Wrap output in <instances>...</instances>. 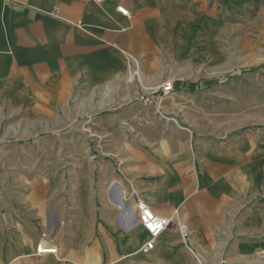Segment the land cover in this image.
I'll return each instance as SVG.
<instances>
[{
    "label": "crops",
    "instance_id": "0c3cea01",
    "mask_svg": "<svg viewBox=\"0 0 264 264\" xmlns=\"http://www.w3.org/2000/svg\"><path fill=\"white\" fill-rule=\"evenodd\" d=\"M216 2L6 1L0 112H22L35 125L46 113L61 119L80 112L68 104L72 93L88 103L85 113L105 112L108 97L139 93L138 80L153 86L165 57L189 66V49L218 26ZM140 110L116 109L115 138H105L115 154L90 155L81 169L0 168V264H237L264 248V113L170 122L165 133L126 139L125 122L135 131L163 129L138 118ZM137 200L169 219L146 252ZM43 233L56 253H35Z\"/></svg>",
    "mask_w": 264,
    "mask_h": 264
},
{
    "label": "rangeland",
    "instance_id": "374dc122",
    "mask_svg": "<svg viewBox=\"0 0 264 264\" xmlns=\"http://www.w3.org/2000/svg\"><path fill=\"white\" fill-rule=\"evenodd\" d=\"M216 1L218 26L214 27L212 36L204 34L202 44L189 46V52L193 53L183 59L189 66L172 63L171 56L165 57L166 63L158 70L160 75L153 86L144 87L145 83L138 80L140 92L133 93L132 98L122 99L117 94L106 99L100 112L111 116L105 112L85 113L88 103L81 93H72L68 101L80 112L61 119L60 115L46 113L36 125L26 120L27 114L1 111L0 168L67 174L74 168H83L90 155L115 154V141L108 144L105 138H115L118 123L115 112L121 107L133 105L141 109L137 116L141 120L151 118V122L164 125L163 129L159 126L154 130L135 131L126 127L125 122L122 132L129 140H142L141 134L165 133L164 127L170 122L207 124L212 123V118L219 120L229 113L262 115L264 0ZM167 80L172 82V89L162 96L160 85ZM99 100L98 95L92 106ZM90 116L95 118L89 119ZM105 127L109 128L108 134ZM237 264H264V248Z\"/></svg>",
    "mask_w": 264,
    "mask_h": 264
},
{
    "label": "built area",
    "instance_id": "2783aa9c",
    "mask_svg": "<svg viewBox=\"0 0 264 264\" xmlns=\"http://www.w3.org/2000/svg\"><path fill=\"white\" fill-rule=\"evenodd\" d=\"M8 0H0V5ZM100 2L101 0H94ZM117 11L124 15H128V10L121 5L116 7ZM135 62V68L133 70L134 75L138 73V66ZM172 89V82L167 80L160 85L161 95H167ZM137 210V220L141 227L148 233L149 239L141 246V251L146 252L151 249L155 244V239L163 232L166 226L169 224V219L155 214L150 207L142 200H137L135 203ZM178 230L183 239L188 236L187 226L183 223L178 225ZM46 233L42 234V238L35 244V253H56L57 249L45 242Z\"/></svg>",
    "mask_w": 264,
    "mask_h": 264
}]
</instances>
